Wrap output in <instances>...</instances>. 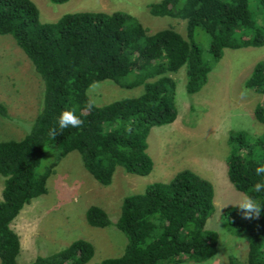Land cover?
Segmentation results:
<instances>
[{"label": "trees", "instance_id": "trees-1", "mask_svg": "<svg viewBox=\"0 0 264 264\" xmlns=\"http://www.w3.org/2000/svg\"><path fill=\"white\" fill-rule=\"evenodd\" d=\"M64 3L68 0H49ZM262 9L264 0H158L147 4L154 16H172L186 21V36L174 28L148 30L133 15L123 11H80L63 14L53 23H42L32 0H0V34H11L28 55L44 83L41 110L31 133L20 140L0 142V174L4 177L0 201V264H19V234L12 227L26 204L48 193L47 180L59 161L76 150L86 170L101 185H109L116 166L125 172L147 175L152 161L146 153L153 126L174 122L176 81L172 76L186 68V91L196 93L222 59L226 48L264 45V24L252 17L251 7ZM202 29L209 37L208 57L194 40ZM111 79L122 87L143 86V92L86 110L88 90L95 82ZM245 87L264 94V60L258 61L244 81ZM69 107L83 112L79 128L68 127L55 138L58 118ZM0 115L12 118L0 103ZM264 124V100L254 108ZM226 173L232 186L264 204V192L252 191L264 174V133L250 141L243 131L229 136ZM49 148L53 160L42 165ZM212 185L189 169L174 173L167 182L155 181L143 192L123 199L118 219L93 204L88 222L97 227L115 225L126 237L122 254L100 264H169L182 258L198 263L217 255V234L205 228L214 213ZM223 217L235 237L248 241L244 262L264 264V210L259 218H245L236 207ZM95 255L91 241L78 239L66 249L34 264H86Z\"/></svg>", "mask_w": 264, "mask_h": 264}, {"label": "rangeland", "instance_id": "rangeland-1", "mask_svg": "<svg viewBox=\"0 0 264 264\" xmlns=\"http://www.w3.org/2000/svg\"><path fill=\"white\" fill-rule=\"evenodd\" d=\"M158 0H68L52 3L32 0L42 23H53L63 14L80 11H123L136 17L154 33L163 28H174L186 36V21L172 16H154L147 4ZM251 7L252 17L264 24L262 9ZM194 40L208 57L209 37L198 30ZM264 60V45L259 47L226 48L222 59L208 76V81L196 93L186 91V68L181 67L172 76L176 81V120L170 124L153 126L147 137L146 153L152 161L147 175L125 172L116 166L109 185L99 184L84 167L78 151L69 152L47 180L48 193L26 204L12 227L20 236L19 264H34L39 257L52 256L73 241L86 239L95 246L94 257L86 264H100L109 257L122 254L125 235L115 227L91 225L86 217L88 208L102 207L115 222L127 195L143 192L155 181L167 182L175 172L189 169L207 180L214 191V213L205 228L217 234V255L210 264H229L230 259L242 263L247 258L248 241L235 237L229 231L224 211L236 207L245 193L235 189L226 173L229 136L232 131H243L252 142L264 133V124L254 116L256 104L264 94L245 87L244 81L254 65ZM243 89L248 94L243 99ZM143 86L122 87L111 79L95 82L88 90L97 105H105L122 98L136 97ZM45 87L32 61L11 34H0V103L7 106L12 118L0 115V142L20 140L33 127L44 102ZM31 127V129H32ZM54 153L46 148L42 165L53 160ZM4 177L0 174V201L3 199ZM209 264L182 258L180 263Z\"/></svg>", "mask_w": 264, "mask_h": 264}, {"label": "clouds", "instance_id": "clouds-1", "mask_svg": "<svg viewBox=\"0 0 264 264\" xmlns=\"http://www.w3.org/2000/svg\"><path fill=\"white\" fill-rule=\"evenodd\" d=\"M91 87V86H90ZM248 94L247 89H243L240 93L241 98L243 99ZM86 110L91 111L95 107V101L91 98L88 99L86 103ZM78 109L76 107L66 108L61 112L58 118V129L53 127L49 130V135L55 138L59 133L68 127L79 128L83 125L84 120L82 119L83 112L80 115H77ZM25 130L31 133V125H24ZM257 175L264 174V165H260L255 169ZM252 191L255 193L264 192V182H257ZM243 212L245 218H259L261 211L264 210V204H262L256 197L245 194L241 197L239 202L235 205Z\"/></svg>", "mask_w": 264, "mask_h": 264}]
</instances>
